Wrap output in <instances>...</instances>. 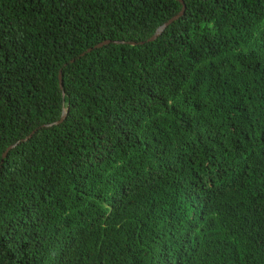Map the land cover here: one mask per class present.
Here are the masks:
<instances>
[{"label": "trees", "instance_id": "1", "mask_svg": "<svg viewBox=\"0 0 264 264\" xmlns=\"http://www.w3.org/2000/svg\"><path fill=\"white\" fill-rule=\"evenodd\" d=\"M183 4L0 0V264H264V0Z\"/></svg>", "mask_w": 264, "mask_h": 264}, {"label": "water", "instance_id": "2", "mask_svg": "<svg viewBox=\"0 0 264 264\" xmlns=\"http://www.w3.org/2000/svg\"><path fill=\"white\" fill-rule=\"evenodd\" d=\"M178 1H179L180 4H181V8L178 10V12L175 13V14H173V15H171V16L168 17L165 21H163L162 23H160V24L154 29L153 33H152L149 37L146 38V40H152V39H154L157 35H159V34L161 33V31L164 29V27H165L168 23H170L172 20L178 18V17L182 14V12H183V6H184V4H183V0H178ZM106 42H107V40L100 41V42L96 43L94 46L97 47V46H100L101 44L106 43ZM130 43H133V42L130 41ZM89 49H90V48H87V50H89ZM57 78H58V86L61 88V72H60V69H58V71H57ZM65 112H66V110H65V109H62L59 118H58L57 120L51 122V123H48V125H49V124H52V123H58L59 121H61V120L64 118V116H65ZM46 125H47V124H46ZM10 146H11V145H10ZM7 148H9V146H8ZM7 148L2 152V154H1L2 156H4V154H5L6 150H7Z\"/></svg>", "mask_w": 264, "mask_h": 264}]
</instances>
